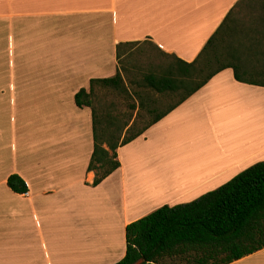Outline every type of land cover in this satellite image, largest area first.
Instances as JSON below:
<instances>
[{
	"label": "crops",
	"instance_id": "0c3cea01",
	"mask_svg": "<svg viewBox=\"0 0 264 264\" xmlns=\"http://www.w3.org/2000/svg\"><path fill=\"white\" fill-rule=\"evenodd\" d=\"M237 2L0 0V264H114L129 223L264 161V86L230 67L120 146L96 186L93 111L76 103L117 73L119 43L193 61ZM229 264H264V248Z\"/></svg>",
	"mask_w": 264,
	"mask_h": 264
},
{
	"label": "trees",
	"instance_id": "16d2710c",
	"mask_svg": "<svg viewBox=\"0 0 264 264\" xmlns=\"http://www.w3.org/2000/svg\"><path fill=\"white\" fill-rule=\"evenodd\" d=\"M244 3L258 11L251 14L253 24L243 27L250 41L245 48L251 60L246 61L232 45L240 30L235 13ZM142 43H119V65L133 46ZM160 51L170 60L143 73L139 89L130 96V113L101 114L95 103L97 85L127 90L121 66L114 76L91 79L90 90L82 88L76 94L77 105L93 111L94 150L88 170L95 172L94 186L120 167V146L142 135L223 69L232 68L240 82L264 86V0H239L193 61ZM253 58L257 62H251ZM174 94L179 99L159 111L160 97ZM144 110L153 116L137 128ZM8 184L17 192L28 191L18 174L10 175ZM126 238V254L114 264H229L263 249L264 161L191 202L165 204L129 223Z\"/></svg>",
	"mask_w": 264,
	"mask_h": 264
},
{
	"label": "rangeland",
	"instance_id": "374dc122",
	"mask_svg": "<svg viewBox=\"0 0 264 264\" xmlns=\"http://www.w3.org/2000/svg\"><path fill=\"white\" fill-rule=\"evenodd\" d=\"M252 3V1H251ZM257 9L243 4L236 11V17L239 24V32L232 37V45L238 47V53L243 60H249L250 56L246 54V45H249V38L244 35V26L247 27L253 24L254 17L251 14L258 13ZM129 48L124 49V53ZM167 57H165L161 51L152 43L144 42L140 45L133 46L130 53L125 54L121 61V68L123 69L125 85L127 90L120 91L115 88L104 87L102 85L96 86L95 103L102 114L106 112H112L113 114L130 113V96L135 93V90L139 89L138 83L142 79L143 73L150 70H157L159 64L167 63ZM251 60V59H250ZM257 62L255 58L253 61ZM161 102L158 107L159 111H164L168 105L176 102L179 99L178 95H171L167 97H160ZM153 116V115H152ZM145 110L142 111V115L137 123V128H142L151 118ZM169 261V260H168Z\"/></svg>",
	"mask_w": 264,
	"mask_h": 264
}]
</instances>
